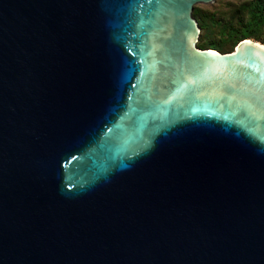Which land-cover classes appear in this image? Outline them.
I'll return each instance as SVG.
<instances>
[{"label": "water", "instance_id": "obj_1", "mask_svg": "<svg viewBox=\"0 0 264 264\" xmlns=\"http://www.w3.org/2000/svg\"><path fill=\"white\" fill-rule=\"evenodd\" d=\"M214 1L0 0V264H264V46L199 47Z\"/></svg>", "mask_w": 264, "mask_h": 264}, {"label": "trees", "instance_id": "obj_2", "mask_svg": "<svg viewBox=\"0 0 264 264\" xmlns=\"http://www.w3.org/2000/svg\"><path fill=\"white\" fill-rule=\"evenodd\" d=\"M240 7L242 14L236 16L239 18L237 25L232 24L227 19L228 17L222 14L195 9L193 15L197 16V23L200 29H203L208 24L214 27L213 34L216 30H220V34L225 35V38L220 39H200L197 45L201 48L210 47L225 52V50H231L243 38L252 37L257 39L255 33L264 28V0H248L242 3ZM225 44L228 46H224Z\"/></svg>", "mask_w": 264, "mask_h": 264}, {"label": "rangeland", "instance_id": "obj_3", "mask_svg": "<svg viewBox=\"0 0 264 264\" xmlns=\"http://www.w3.org/2000/svg\"><path fill=\"white\" fill-rule=\"evenodd\" d=\"M246 1H248V0H215L213 3H210V4L199 3V4L194 5L193 11L195 9H199L200 11L219 13V14H222L224 16H227L228 17L227 19L230 22H232V24L237 25L236 23L239 22L238 21L239 18H237L236 16H240V14H242V10H241L240 6L242 3H245ZM233 17H234V19H232ZM195 19L197 20V16L195 17ZM213 28L214 27L212 25L209 26L208 24H206L203 29H200L199 40L204 39V38L205 39L206 38H210V39H212V38L213 39L214 38H219V39L225 38V35L220 34V30H218V31L216 30V32L213 34V31H214ZM255 34L257 35V39H254L252 37H250L248 39L259 42L262 45H264V28L263 29L261 28ZM224 46H228V45L225 44ZM216 50H218V49H216ZM218 51H220V50H218ZM225 51H230V50H225ZM221 52H223V51H221Z\"/></svg>", "mask_w": 264, "mask_h": 264}, {"label": "bare ground", "instance_id": "obj_4", "mask_svg": "<svg viewBox=\"0 0 264 264\" xmlns=\"http://www.w3.org/2000/svg\"><path fill=\"white\" fill-rule=\"evenodd\" d=\"M249 40V39H248ZM251 41V40H250ZM257 45H259V46H264V45H262L261 43H259V42H256V41H254Z\"/></svg>", "mask_w": 264, "mask_h": 264}]
</instances>
